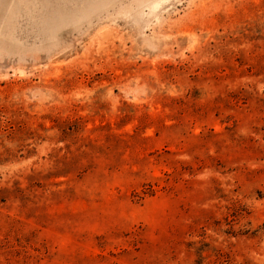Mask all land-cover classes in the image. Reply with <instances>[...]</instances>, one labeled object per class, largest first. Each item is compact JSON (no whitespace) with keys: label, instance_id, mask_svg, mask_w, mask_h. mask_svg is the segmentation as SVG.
Listing matches in <instances>:
<instances>
[{"label":"rangeland","instance_id":"obj_1","mask_svg":"<svg viewBox=\"0 0 264 264\" xmlns=\"http://www.w3.org/2000/svg\"><path fill=\"white\" fill-rule=\"evenodd\" d=\"M0 264H264V0H0Z\"/></svg>","mask_w":264,"mask_h":264}]
</instances>
